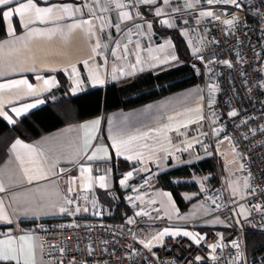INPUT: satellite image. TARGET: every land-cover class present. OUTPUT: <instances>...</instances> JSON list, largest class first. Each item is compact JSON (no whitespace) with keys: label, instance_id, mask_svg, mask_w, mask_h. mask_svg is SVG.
<instances>
[{"label":"crops","instance_id":"1","mask_svg":"<svg viewBox=\"0 0 264 264\" xmlns=\"http://www.w3.org/2000/svg\"><path fill=\"white\" fill-rule=\"evenodd\" d=\"M28 2L12 0L10 5H0V10L14 12ZM31 2L35 8H51L52 12L38 17L35 8H28L23 15L14 13L7 19L2 15L6 36L0 40V119L10 127L48 103L177 66L172 39L158 36L154 22L178 31L194 61L208 44L203 25L210 16L202 13L210 11L203 0ZM64 7L70 11H62ZM94 77L103 83H95ZM62 79L63 92L58 90ZM45 80L50 83L45 85ZM27 85L34 91L30 93ZM204 90L195 85L136 109L65 125L29 142L14 139L0 162L4 189L0 191V214L11 221L0 220V229L9 232L0 241L18 239L25 233L12 235L11 231L27 223L111 217L114 209L104 206L96 193L107 192L116 201L113 163L117 160L136 165L118 180L128 191L126 201L136 221L148 219L159 235L168 233L160 236V243L178 236L199 241L206 234L202 221L210 214L206 202L196 201L182 214L168 192L151 188V179L213 155ZM28 105L35 106L25 111ZM96 120L100 123L93 126ZM16 140L35 151L21 147L13 151ZM120 141L128 143L117 155L114 142ZM94 152L106 159H88ZM128 173L131 176L121 184ZM30 236L33 264H49L40 254L37 236Z\"/></svg>","mask_w":264,"mask_h":264},{"label":"built area","instance_id":"2","mask_svg":"<svg viewBox=\"0 0 264 264\" xmlns=\"http://www.w3.org/2000/svg\"><path fill=\"white\" fill-rule=\"evenodd\" d=\"M203 2L213 15L203 25L208 44L193 67L205 79L213 149L224 168L226 155H233L237 168L229 173L249 184V228L264 231V0H238L239 7ZM227 20L233 23L225 24ZM233 111L237 115L230 116ZM225 198V191L216 189L204 201L223 213L217 203ZM19 233L37 236L40 254L49 264H264V257L245 263L241 239L213 232L197 242L178 236L150 246L135 226L65 218L11 231ZM8 234L0 229V238Z\"/></svg>","mask_w":264,"mask_h":264},{"label":"trees","instance_id":"3","mask_svg":"<svg viewBox=\"0 0 264 264\" xmlns=\"http://www.w3.org/2000/svg\"><path fill=\"white\" fill-rule=\"evenodd\" d=\"M154 30L158 36L172 39L179 59L177 66L144 72L120 83H110L104 89H94L75 97L68 96L55 103H48L42 109L16 121L11 127L0 119V162L6 155V148L16 138L29 142L68 124L81 123L100 116L105 118L108 113L115 111L136 109L197 84L205 87L204 75L193 67L194 60L178 31L164 29L158 22H154ZM5 36L0 10V40ZM65 85V80L62 79L58 90L65 91ZM209 144V151L213 152L211 157L169 170L151 179V188L168 192L180 212H185L196 201H203L205 196L214 190L223 189L224 167L214 152L212 139ZM113 164V191L116 201H113L107 192L97 191L96 196L104 206L114 209L113 215L104 218V222L129 227L126 218L132 213L126 201L128 191L121 188L118 180L136 165L122 160L114 161ZM203 231L215 233L211 229ZM241 241L245 263L264 257L263 230L247 228Z\"/></svg>","mask_w":264,"mask_h":264},{"label":"rangeland","instance_id":"4","mask_svg":"<svg viewBox=\"0 0 264 264\" xmlns=\"http://www.w3.org/2000/svg\"><path fill=\"white\" fill-rule=\"evenodd\" d=\"M196 86H201L203 88V85L200 84ZM225 162L227 166L224 168L222 183L226 198L217 203V206L222 210L224 209L225 212L218 213L216 212V206L214 207L206 203L210 209V214L202 223L206 229L215 231V234L220 238L237 237L241 239L244 230L249 228V214L245 205L249 184L247 179L229 173V170L234 171V169L237 168L232 154L226 155ZM182 214L186 213L182 212ZM140 222L141 224H138L139 222L136 221L133 213L126 218V223L136 227V234L140 238L145 240L150 246L159 245L160 235L158 228L155 227L154 224L148 222V219H144Z\"/></svg>","mask_w":264,"mask_h":264},{"label":"snow or ice","instance_id":"5","mask_svg":"<svg viewBox=\"0 0 264 264\" xmlns=\"http://www.w3.org/2000/svg\"><path fill=\"white\" fill-rule=\"evenodd\" d=\"M144 2L146 3H154L155 0H144ZM217 2H221V3H226V4H232L236 7H239V2L238 0H217ZM12 3V0H0V5H10ZM165 3H167V0H165ZM208 3L211 4L213 3V0H208ZM261 7H264V4L261 5ZM28 8H35V5L32 4L31 0H29V2L27 4H22L20 7L15 8L14 12L13 10H8V11H4L2 13L3 17L5 19L11 17L15 14H20L23 15L24 10L28 9ZM62 11L64 12H69L70 9L68 7H64L62 9ZM35 12L36 15L39 17L41 15H46L52 12L51 8H45V9H41V8H35ZM157 15H160V9L157 8L156 11ZM202 15H207V16H212L213 13L211 12H207V13H202ZM85 23H88L87 21H85ZM233 23L232 20H227L225 21V24L231 25ZM151 27V25H149V28ZM173 59H175V57L173 56ZM224 63H228L227 61H225ZM230 66V65H229ZM94 82L95 83H103V81L99 80L98 77H94ZM18 83H22V84H27L26 81H20ZM45 85H48L50 83V81L45 80L44 81ZM28 91L31 93L34 91V89L32 88L31 85H27ZM35 105H28L24 110L27 111L28 107H34ZM14 111H17L14 109ZM17 114H19V112L17 111ZM230 116H235L237 115V113L235 111L230 112L229 113ZM5 119H8L7 117H5ZM11 122V121H9ZM100 123L99 120H96L93 122V126H98ZM262 131H264V129H262ZM131 139V138H130ZM127 141H120V142H114V146L116 147L117 150V155L121 154V147L125 144H127ZM12 150L15 151L17 149V147H21V148H26L29 151H35V149L31 148L28 145H24L21 144L20 140H16L14 144H12ZM97 151H102V149H98ZM88 159L93 160V159H106V157H97L96 153L94 152L91 156L88 157ZM129 159H131V157H129ZM84 172H88L90 171V169L88 168H84L83 169ZM131 176V173H128V176H125L124 180H121V184H124L125 180L128 179V177ZM46 178V177H44ZM101 180H103V177H100ZM32 178L29 177V183H31ZM3 187L0 186V191H3ZM79 210V209H78ZM61 211L63 212L64 209L61 208ZM84 211H87V209H84ZM139 214V213H137ZM0 220H4L5 222L11 223V221L7 220V217L0 214ZM131 222V221H129ZM168 233H161L160 236L163 235H167ZM185 236L190 235L189 233H183ZM159 238V237H157ZM203 237H200V239H202ZM193 239H196V237H193ZM147 246V245H146ZM32 236L27 235V234H23L20 235L18 237V239L16 238H9L3 241H0V261L2 262H10V261H15V264H33L32 261ZM199 259V258H197Z\"/></svg>","mask_w":264,"mask_h":264}]
</instances>
